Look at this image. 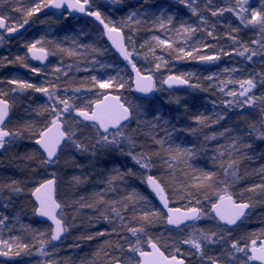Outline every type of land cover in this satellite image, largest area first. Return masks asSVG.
Wrapping results in <instances>:
<instances>
[{
  "label": "snow or ice",
  "instance_id": "obj_1",
  "mask_svg": "<svg viewBox=\"0 0 264 264\" xmlns=\"http://www.w3.org/2000/svg\"><path fill=\"white\" fill-rule=\"evenodd\" d=\"M136 3L0 0V47L16 42L0 68L29 74L0 76V155L28 146L14 157L24 177L0 178V264H77L69 250L84 241L96 247L78 264H264V214L240 231L264 207V0ZM36 21L43 34H29ZM189 62L202 71L177 67ZM178 88L205 93L203 110L180 97L168 101L176 115L154 105ZM112 154L129 163L97 178ZM62 165L82 169L73 188L92 190L62 196Z\"/></svg>",
  "mask_w": 264,
  "mask_h": 264
},
{
  "label": "trees",
  "instance_id": "obj_2",
  "mask_svg": "<svg viewBox=\"0 0 264 264\" xmlns=\"http://www.w3.org/2000/svg\"><path fill=\"white\" fill-rule=\"evenodd\" d=\"M149 2H150V5L152 8H158L160 6L161 0H149ZM125 4L131 5V3H129V1H127V0H125ZM135 6L138 7L139 5L137 3H135ZM172 8H173V11H176L178 9V5H173ZM127 10H128L127 8L123 9V11H127ZM40 18L42 19L44 17L41 16ZM37 22H39V21H36L35 23H37ZM60 35L63 36V33H60ZM249 35H251V34L249 33ZM13 42L16 44L15 41H13ZM224 66H225V63L223 62L220 65V67H224ZM177 67L181 71L198 70V69H195L194 65L191 62L181 63V64L177 65ZM198 71H202V69H200ZM81 75H83V74H81ZM165 75H167V72H165ZM175 97H180L182 99V101H186L187 104L193 109L201 108V110H203L202 106L205 103L206 94L205 93L189 94V93L183 91L182 89H177L176 91H171V92L164 91V92H161L160 94H158V92H157L155 94V96L152 97V100H153V103L155 106L160 107L165 112L171 111V113L173 115H176L177 111H178L176 105L168 103V101L170 99H174ZM217 110H219V109H217ZM179 111L182 112V109H180ZM21 114H22V112H21ZM180 120H181V123H187L186 121H184L182 116L180 117ZM178 126H180V125L178 124ZM184 139H185V137L183 135H180L179 137H177L176 142L180 143ZM201 139H202V137H201ZM254 147L256 150V154H258L261 150H264V144H261L260 142H257ZM27 150H28V146H27V142L25 141V142H21L16 148L11 149L8 153H4V154L0 155V178H4L6 176H13V175H16L20 178L24 177L25 173L23 171V167L22 166L18 167L19 161L14 160V157L17 154L23 155V153ZM210 154L211 153H209V155ZM76 159L79 160V162L81 164H84V165L88 164V160L85 159L84 157L77 156ZM99 161H100V163L97 165V171L95 174L97 176V178H99V176L102 173L104 168H111L114 164L115 165H124V164L129 163L123 157H120L116 154H112V155L106 156V157H100ZM205 164H210V161H208L207 157L202 156L198 161V166H204ZM259 165H260V161L258 158L256 160H253L252 162L245 163L240 169L241 174L243 175L245 168H247L249 171H251L252 168L259 167ZM81 171H82V169H79V168H75V167H71V166L64 167L62 165L61 169L57 173V178L59 180V191H60L62 196L67 194L69 197H71L72 194L76 191H80L81 193H86V192H90L92 190L91 185H80V186H78V188L72 187V183H71L72 175H79ZM83 171H88V169L85 168V169H83ZM248 179H249V182H251V180L256 179V177L250 176V177H248ZM135 183L139 184V181H135ZM140 187L143 188V185H140ZM21 207L26 208L27 207L26 202H21ZM259 207L260 206H257L256 208H259ZM69 211H70V209H69ZM254 211H255V209H254ZM256 212H258V211H256ZM19 214L21 216V223L22 224L27 225L29 223H32L33 227L38 226L37 224L32 222L30 213L26 214L25 211H20ZM261 214H264V210H259L257 217H259ZM77 222L79 223V219L77 220ZM256 222H257V224H256V228H257L259 225V220L256 219ZM18 227H20V225H18ZM98 227H99V225H98ZM163 231H164V229L162 227H160L159 225H157V227L155 229H153L154 234L156 232L162 233ZM78 234L79 233H73L72 236H69L68 242L73 241L75 239V236ZM95 247H96V242L84 241V242H81L79 249H75V250L70 249L69 253L73 257V259L77 261V264H78V259L80 257L87 256L90 253V251ZM20 260H21V264H35V261H33L31 257H22V258H20Z\"/></svg>",
  "mask_w": 264,
  "mask_h": 264
},
{
  "label": "rangeland",
  "instance_id": "obj_3",
  "mask_svg": "<svg viewBox=\"0 0 264 264\" xmlns=\"http://www.w3.org/2000/svg\"><path fill=\"white\" fill-rule=\"evenodd\" d=\"M127 1H129V3H131V5L135 6L136 0H127ZM173 5H176L175 4V0H161V3H160L159 7L167 8V7L173 6ZM110 7H116V6L110 5ZM158 8H152V9L153 10H157ZM42 19H44V18H42ZM72 23H73V25H76L78 27H85V31L88 33V35L91 37V39L92 40H97V34L93 33L91 31V28H88L87 26H84L80 21H73ZM46 27H47L46 25H41L39 22H37V23L33 24L31 29H29V34H31V33L43 34L42 29H45ZM81 39H85L86 40L87 38L86 37H81ZM9 46L15 48L16 44L12 41V42H10V44H5L3 47H0V55L6 54V50H7V48ZM224 63H225V65L227 63L229 64V61L227 59H225ZM8 72H14V73L16 72L17 75H21V76H24V77H29V74L22 68H18V69H16V68H8V69L0 68V76L7 75ZM160 93L161 92H158V94H160ZM18 108H19V105H18ZM21 112H22V109H21ZM18 228L19 227L17 225V229ZM5 235H7V234H5ZM173 235H175V234L173 233Z\"/></svg>",
  "mask_w": 264,
  "mask_h": 264
},
{
  "label": "flooded vegetation",
  "instance_id": "obj_4",
  "mask_svg": "<svg viewBox=\"0 0 264 264\" xmlns=\"http://www.w3.org/2000/svg\"><path fill=\"white\" fill-rule=\"evenodd\" d=\"M21 31H23V30H21ZM16 69H18V68H16ZM259 210H264V208L263 207L262 208L261 207L256 208L255 211H254V214H253V218L250 221H246L245 224L241 226L240 231H244V230L251 231V230H254L256 228V224H257L256 219H257V215H258ZM256 211H258V212H256Z\"/></svg>",
  "mask_w": 264,
  "mask_h": 264
},
{
  "label": "water",
  "instance_id": "obj_5",
  "mask_svg": "<svg viewBox=\"0 0 264 264\" xmlns=\"http://www.w3.org/2000/svg\"><path fill=\"white\" fill-rule=\"evenodd\" d=\"M137 95H140L139 93H137Z\"/></svg>",
  "mask_w": 264,
  "mask_h": 264
}]
</instances>
